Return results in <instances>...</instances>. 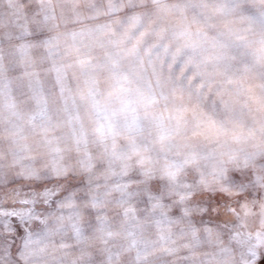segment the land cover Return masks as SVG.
<instances>
[{
  "label": "snow or ice",
  "instance_id": "snow-or-ice-1",
  "mask_svg": "<svg viewBox=\"0 0 264 264\" xmlns=\"http://www.w3.org/2000/svg\"><path fill=\"white\" fill-rule=\"evenodd\" d=\"M9 3L11 12L0 15V119L6 112L10 124L5 131L22 140L29 132L38 135L55 153L68 145L69 150L80 154L77 167L88 175V183L83 179L74 182L75 176L67 168L62 169L66 180L35 183L23 201L31 207L24 210L22 218L0 219V264H21L25 252L40 239L55 241L61 237L64 246L66 232L78 243L89 235L101 239L122 236L125 243L119 250H104L106 264H159L158 257L165 253L176 256L179 249L170 226L184 223L194 212H199L201 219H220L219 214L212 217V212L222 202L212 198L193 209L174 203L176 196L166 195L169 186L159 178L154 162L162 160L160 175L174 179L184 164L195 165L207 158L196 150L187 152L183 162L170 158L181 143L188 145L184 131L190 109L183 103L169 106V97L179 96L183 101L187 94L191 99L195 85L192 110L200 111L193 137L223 148L228 141L239 144L257 133L264 136V119L255 120L253 116L254 126L247 130L243 119L245 113L264 117V9L248 16L241 0H152L154 18L146 20L148 13L141 10L143 0H111L105 14L121 25L119 32L108 23L83 24L79 30L65 33L59 31L61 22L68 23L63 10L57 17L56 7H47L43 0L40 11L29 0ZM69 3L72 21L80 23L78 0ZM259 4L264 6V0ZM124 12L129 13L126 23L121 20ZM169 18L176 23H168ZM245 20L249 22L247 29L239 26ZM253 24L261 28L258 36L250 34ZM53 29L56 34L50 39L33 42L37 30L43 36ZM153 33L157 39L147 43ZM21 36L27 38L26 42H19ZM62 40L72 41L78 57L76 65L84 84L78 98L94 124L92 143L99 149L95 154L89 148L88 130L76 97L66 86L73 65L54 58ZM97 49L103 50L102 57L93 56ZM185 51L190 55L178 69L181 75L174 74ZM189 66L194 71L188 77L186 92L182 74ZM41 68L47 69V77ZM101 77L109 85L104 92ZM18 94L32 106L30 113H22ZM210 95L214 99L211 113L206 115L201 103H207ZM57 98L60 107L54 116L52 105ZM162 103L164 108L158 110ZM133 164L135 170L129 171ZM100 171L120 179L103 182L94 178ZM224 182L227 189L238 188L250 195L245 180L225 175ZM222 199L225 209L233 207L227 197ZM153 231L155 240L149 237ZM181 235L191 237L185 247L199 244L190 224ZM249 253L252 258L256 256L254 250Z\"/></svg>",
  "mask_w": 264,
  "mask_h": 264
},
{
  "label": "clouds",
  "instance_id": "clouds-1",
  "mask_svg": "<svg viewBox=\"0 0 264 264\" xmlns=\"http://www.w3.org/2000/svg\"><path fill=\"white\" fill-rule=\"evenodd\" d=\"M29 3L40 11L42 0H29ZM43 3L49 8L55 6L57 17L63 10L64 15L68 18V23H60L59 31L61 32L70 33L73 30H79L83 24L95 26L108 23H111L117 32L121 30V25L114 22L115 18L105 14L111 0H78L79 10L82 13L80 23L72 21L69 0H43ZM241 4L248 16L258 15L259 10L264 9V6L259 4V0H241ZM141 10L148 13L146 20L154 18L155 9L152 0H143ZM10 12L9 0H0V15L7 16ZM128 14V12L122 13V23H126L125 18ZM89 16L94 18L89 19ZM168 23L174 24L176 21L169 18ZM239 26L247 29L249 22L245 20ZM251 28L250 34L258 36L261 31L260 26L253 24ZM38 33L39 30L33 33V42L50 39L56 34V30L47 31L43 36ZM156 39L157 37L153 33L148 37L147 43ZM26 40L27 38L21 36L19 42H26ZM166 40L167 37L163 42ZM37 50L43 51V49ZM102 55L103 50L100 49L93 53L94 57H102ZM187 55L190 53L185 51L179 57L178 63L173 69L174 74L181 75L178 69ZM54 58L73 65L68 73L66 86L76 97L83 125L88 130L89 148L95 154L99 149L92 143L94 124L89 119L85 106L80 103L78 98V93L84 88V84L81 71L76 65L78 57L73 50L72 41L62 40L59 47L55 49ZM39 70L45 77L48 76L46 68ZM164 70L167 73V64H165ZM193 71L194 69L189 66L182 74V83L186 92L189 89L188 77L193 74ZM150 74L149 71L145 79ZM108 87L107 81L101 77V91H107ZM191 91V99L187 94L183 101L179 96L173 98L170 95L169 97V106L172 103H183L190 109L186 114L188 127L184 131L185 137L188 138V145L185 147L181 143L179 149L170 154V158L183 162L185 154L193 150L202 153L207 158L200 159L195 165L184 164L174 179L160 175V169L163 166L162 160L154 162L153 166L159 178L169 186L166 195L176 196L177 199L174 203H181L196 209L200 203L207 204L212 198L221 200V207L212 212V217L219 214L220 219L209 217L201 219V214L194 212L184 223L172 224L170 226L172 237L176 241L175 246L179 249V253L171 257L166 253L159 256V264H253L254 261L255 264H264V136L257 133L254 138L239 144L228 141L223 148L201 137H193L194 121L199 116L200 110L197 109L195 112L192 110L196 104L194 84ZM17 99L22 113L28 114L33 110L31 105L25 104V96L18 94ZM213 99L214 97L210 95L207 103H201V108L206 115L211 113ZM2 104L3 101L0 100V105ZM52 106L53 115L57 116L60 107L58 98ZM163 108V103L157 106L158 110ZM253 116L255 120L264 119L259 113L252 115L245 113L243 118L245 130L254 126ZM12 122L16 123L17 121L13 120ZM6 127H10V124L5 112L4 118L0 119V219L15 217L20 220L24 210L31 207L30 204L26 205L23 201L25 196L31 192L32 186L43 179L66 180V175L62 171L64 168H67L75 176L74 182L78 183L83 179L85 184L88 183V175L82 173L77 167L80 154L74 149L69 150V146L64 145V150L61 153H55L44 146L38 135L29 132L26 140L14 139L5 131ZM123 143L121 141V146ZM220 169L223 170V173L219 171ZM132 170H135L134 164L129 169V171ZM225 175L231 176L234 180L236 178L245 180L247 192L250 195L238 188L227 189L224 182ZM94 178H99L103 182L120 179L118 175L114 176L103 171L95 173ZM113 191L115 192V190ZM223 197H227L233 207L225 209ZM189 224L191 229L196 230L199 237V244L193 248L185 247L191 242V237L181 235L189 230ZM29 228H31V224H29ZM206 229H209L210 232ZM32 236L35 240V231L32 232ZM149 237L152 240L157 238L154 231L149 233ZM124 243V239L120 235L105 236L104 239H101L99 235H89L87 240L78 243L70 238V233L66 232L64 246H61V237H57L55 241L40 239L38 243L31 245L30 250L25 252V259L21 260V264H106L104 250H119L121 246H124ZM250 249L256 252L254 258L250 257Z\"/></svg>",
  "mask_w": 264,
  "mask_h": 264
}]
</instances>
